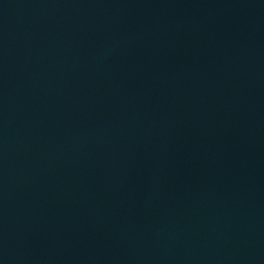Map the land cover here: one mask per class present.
Listing matches in <instances>:
<instances>
[{"label":"water","instance_id":"water-1","mask_svg":"<svg viewBox=\"0 0 264 264\" xmlns=\"http://www.w3.org/2000/svg\"><path fill=\"white\" fill-rule=\"evenodd\" d=\"M0 264H264V0H0Z\"/></svg>","mask_w":264,"mask_h":264}]
</instances>
